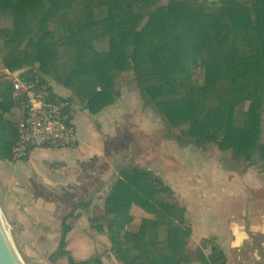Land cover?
I'll use <instances>...</instances> for the list:
<instances>
[{"label": "trees", "instance_id": "obj_1", "mask_svg": "<svg viewBox=\"0 0 264 264\" xmlns=\"http://www.w3.org/2000/svg\"><path fill=\"white\" fill-rule=\"evenodd\" d=\"M0 64L3 161H17L25 113L5 71L24 69L71 90L93 113L132 79L170 126L164 137L206 158L250 163L264 148V0H0ZM259 173L264 179V155ZM80 210L123 264H228L216 237L190 246L188 208L152 169L122 166L103 207L81 201L62 219L52 260L106 264L104 252L78 260L69 249V221Z\"/></svg>", "mask_w": 264, "mask_h": 264}, {"label": "crops", "instance_id": "obj_2", "mask_svg": "<svg viewBox=\"0 0 264 264\" xmlns=\"http://www.w3.org/2000/svg\"><path fill=\"white\" fill-rule=\"evenodd\" d=\"M125 82L121 87V96L116 101V103L118 102L117 107L111 111H105L107 106L99 113L91 112L86 108L85 103L76 98H71L73 97L71 90L62 88L61 94L68 96L72 102V111L76 123L78 121L79 124L80 122L83 124L86 138H89L85 143L80 138V143L76 147H70L71 150L66 151L59 159H52L56 163V170L51 172L56 171L55 177H58L57 181L61 183V186L69 188L71 193L75 190L77 194L82 193L84 197H89L93 200V205L96 202L105 203L110 188L122 166L134 164L155 169V164L149 166V163L129 161L140 155V149L143 150V154H146V150L150 149L151 144L153 156L158 151L164 156V149L167 147V138L163 135L165 121L163 123L157 121L161 114L157 118L153 112V107L145 106L142 103L139 89L132 79L127 80L129 84ZM76 103H79L81 108H76ZM138 108L139 113L135 110ZM77 113H80V116ZM162 118L164 119L163 116ZM157 127L159 130L161 128L162 134L157 138L150 137L152 136L151 131ZM88 132L91 133L90 136L87 135ZM134 138H136L135 142H133ZM138 138L141 140H148L149 138L146 142L147 147L141 144ZM36 149H33L31 154ZM37 155L47 156L44 152ZM244 171L239 174L240 182H237L239 185L236 187V184L233 186L229 183L231 180H221L219 178L221 172L216 170L213 176L219 178L220 181L214 180L211 183L213 185L220 183L222 189L215 196H205L200 188L201 185L196 188L193 184L186 183L184 178L180 181L172 180L174 184L172 187L175 192L177 191L179 199L188 208L187 219L193 227L191 247H197L205 238L216 237L227 253L228 264H264V194L254 195V192L258 193L260 189L264 190V180L254 182L256 188L253 189L251 188V186L253 187L252 181L249 180L251 173ZM249 188L252 194L246 196V189ZM194 189L197 190L194 191ZM190 192L194 197H196L194 192L199 196L192 200ZM211 200L213 201L211 202ZM82 201H85L84 198ZM135 213L137 215L144 214L143 211ZM88 225L90 227V221H88ZM196 230L201 232V235L195 238ZM91 231L93 230L91 229ZM94 234L103 236V244L94 245L91 248L90 241H83L84 246L90 247L92 251L90 255L103 252L105 249L104 260L106 264H123L112 253V244L108 235L98 231H94ZM86 251L88 249H79L78 257L86 255ZM192 264L204 263L195 260Z\"/></svg>", "mask_w": 264, "mask_h": 264}, {"label": "rangeland", "instance_id": "obj_3", "mask_svg": "<svg viewBox=\"0 0 264 264\" xmlns=\"http://www.w3.org/2000/svg\"><path fill=\"white\" fill-rule=\"evenodd\" d=\"M205 1L212 2L214 0ZM125 83H127V81ZM52 86L55 92L61 93L63 91V86L53 80ZM141 101L144 103L142 99ZM117 103L115 102L108 106L105 111H111L117 107ZM75 107L79 108L80 104L76 103ZM152 109L155 116L158 118L159 112L155 107ZM135 110L139 113V108ZM77 115L80 116V113H77ZM77 115L76 118H78ZM159 117L157 121L163 123L165 120L161 115ZM77 127L80 133L79 136L83 143H85L89 137L86 138L84 126L80 122ZM164 127L167 128V133L171 129L170 126L168 127V124L167 126L164 125ZM90 134L91 133L88 132L87 135L90 136ZM160 134H162L161 128L159 130L157 127L151 131L152 136L150 137L157 138ZM148 140L140 139L139 142L146 145ZM135 141L136 138H134L133 142ZM149 148L150 149L146 150V154H143V150L140 149V155L129 161L145 164L149 163V166L155 164V169L153 170L173 187L174 184L172 180L175 179L180 181V179L183 180L182 178H184L186 183L193 184L196 188L201 185L200 188L202 193L207 197L215 196L220 193L222 189L220 183L213 185L211 183L212 181H220L219 178H221V180L228 179L231 180V182H229L230 184L233 186L236 184L237 187V185H239L237 182H240L239 174L244 170L251 173L249 177L253 185L251 188H256L254 187V182L264 180L259 173L261 159L264 155L263 147L256 157L257 160L250 163L238 162L234 158L222 156L220 154H215L210 158H206L202 150L195 145L184 147L169 139H167V147L164 149V156L159 151L153 156L151 154V144ZM68 150L71 149L37 148L34 153L30 155L28 160L11 162L0 159V206L8 222L14 241L26 264H68L67 259L64 257L59 258L57 261L52 260V254L57 249L61 236L62 219L68 214L74 204L82 201L83 198L84 200L89 199V197H84L82 193L77 194L75 190L71 193L69 188L61 186V183L57 181L58 177H55L56 171L51 172L54 169L56 170V163L53 162L52 159H59L60 156ZM41 152H44L48 157L37 155ZM216 170L221 172L219 178L213 176ZM196 190L197 189H194V191ZM259 193L264 194V190L260 189L258 193L254 192V195ZM176 194H178L177 191ZM189 194L192 200L199 196L195 192L193 194L196 197L192 196V192ZM245 194L246 196L252 194L250 188L246 189ZM212 201L213 200H211V202ZM103 205L104 202H96L93 207L98 208ZM135 212L142 211L136 210ZM193 213L195 214V212ZM88 219L89 213L81 211L77 219H71L69 221L73 226V230L68 235L69 249L78 260L88 259L90 253H92L89 246H84L83 241H90L91 248H93L94 245L103 244V236L94 234V231H91L88 225ZM200 235L201 232L196 230L195 238ZM79 249H88V251H86L87 254L78 257L77 254H79ZM104 250L105 249H103V252Z\"/></svg>", "mask_w": 264, "mask_h": 264}, {"label": "built area", "instance_id": "obj_4", "mask_svg": "<svg viewBox=\"0 0 264 264\" xmlns=\"http://www.w3.org/2000/svg\"><path fill=\"white\" fill-rule=\"evenodd\" d=\"M5 73L13 77L14 95L22 99L18 108L25 112L19 123L16 160H25L35 148H70L80 143L72 102L54 91L49 77L27 75L25 69Z\"/></svg>", "mask_w": 264, "mask_h": 264}, {"label": "water", "instance_id": "obj_5", "mask_svg": "<svg viewBox=\"0 0 264 264\" xmlns=\"http://www.w3.org/2000/svg\"><path fill=\"white\" fill-rule=\"evenodd\" d=\"M0 264H26L0 206Z\"/></svg>", "mask_w": 264, "mask_h": 264}]
</instances>
